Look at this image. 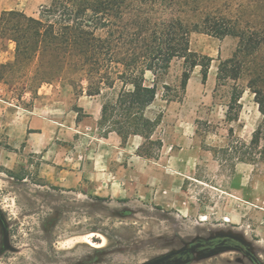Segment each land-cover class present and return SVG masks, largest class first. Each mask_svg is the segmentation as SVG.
Wrapping results in <instances>:
<instances>
[{"label":"rangeland","instance_id":"1","mask_svg":"<svg viewBox=\"0 0 264 264\" xmlns=\"http://www.w3.org/2000/svg\"><path fill=\"white\" fill-rule=\"evenodd\" d=\"M50 4L0 0V15L20 11L38 18ZM156 8L158 18L180 19L192 30L191 50L213 62L206 81L201 67L192 72L186 92L183 60L159 76L157 101L147 115L163 120L166 105L175 103L154 136L163 148L157 159L127 154L114 160L121 163L112 167L118 176L106 166L110 154L98 141L103 132L92 121L80 124L86 116L78 100L89 96L88 84L64 78L39 85L32 81L33 65L3 69L15 60V45H4L0 264H264V165L233 166L214 152L227 146L231 128L250 142L262 121L245 71L253 65L238 81L218 83L219 66L234 56L239 38L194 31L211 17L218 25L258 31L256 41H264V0H159ZM147 79L153 83L154 76ZM235 87L244 92L243 109L230 123ZM30 113L47 121L45 133L33 132L30 145L12 142L9 124L20 125V116ZM90 233L102 247L85 243Z\"/></svg>","mask_w":264,"mask_h":264},{"label":"trees","instance_id":"2","mask_svg":"<svg viewBox=\"0 0 264 264\" xmlns=\"http://www.w3.org/2000/svg\"><path fill=\"white\" fill-rule=\"evenodd\" d=\"M50 2L41 8L38 18L20 11L0 15V52L6 42L15 45L14 62L1 68L21 70L33 65L32 81L39 85L64 78L81 86L87 83V94L102 98L99 128L103 137L116 133L125 144L130 137L141 136L144 143L137 155L157 159L163 141L154 136L162 116L156 119L147 116L158 96L157 79L170 69L174 60L181 59L186 68L181 89L186 92L196 68L201 67L203 79L207 80L213 58L191 50L193 31L180 19L158 18L159 0ZM194 31L220 40L228 36L239 38L234 56L219 66L218 83L238 81L245 67L253 65L245 71H249L248 87L262 115L250 142L237 137L231 128L227 146L214 152L233 166L264 165V41H256L260 33L218 25L211 17ZM148 73L154 76L153 83L147 79ZM243 94L237 87L233 89L227 111L230 123L240 118Z\"/></svg>","mask_w":264,"mask_h":264},{"label":"crops","instance_id":"3","mask_svg":"<svg viewBox=\"0 0 264 264\" xmlns=\"http://www.w3.org/2000/svg\"><path fill=\"white\" fill-rule=\"evenodd\" d=\"M187 93L189 94V89ZM174 104V102H171L170 104L166 105L167 112L165 114L166 117H164L162 120L163 123L168 118V115L172 111ZM78 108L82 109L86 116L84 120L80 122V124H86L92 121L93 125L98 130L99 121L101 118L102 104L99 102L97 97L81 96L78 100ZM30 114L31 115H27L26 117L20 116L22 123H20V125L18 126H15L14 123L9 124L10 127L8 129V132L12 142L19 143L28 141V144L30 145L33 132H39L41 135L45 133L46 127L48 125L47 121L34 115V113ZM98 141L102 145V147L106 149V152L110 154V156L107 158L106 166L110 170V173H112L114 176H118L121 172L117 170V168H114L112 170V167H121V163H119V166L114 163V160L120 162L123 160V156L127 154H133L134 156L138 157L137 151L143 144L144 139L141 136H132L129 138L128 142L124 144L122 138L118 134L111 133L107 137L99 138ZM28 144L26 146L27 148H29Z\"/></svg>","mask_w":264,"mask_h":264},{"label":"bare ground","instance_id":"4","mask_svg":"<svg viewBox=\"0 0 264 264\" xmlns=\"http://www.w3.org/2000/svg\"><path fill=\"white\" fill-rule=\"evenodd\" d=\"M97 236L96 233H90L86 239H85V243L89 244L90 246L92 247H95V248H99V247H102L101 244H97L95 243V241H92L93 238H95ZM98 237L104 239V237H102L101 235H98Z\"/></svg>","mask_w":264,"mask_h":264},{"label":"water","instance_id":"5","mask_svg":"<svg viewBox=\"0 0 264 264\" xmlns=\"http://www.w3.org/2000/svg\"><path fill=\"white\" fill-rule=\"evenodd\" d=\"M4 248L9 249L10 248V237L8 233V228L5 227L4 230Z\"/></svg>","mask_w":264,"mask_h":264}]
</instances>
